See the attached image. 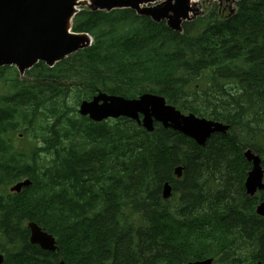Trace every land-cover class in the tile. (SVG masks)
Returning <instances> with one entry per match:
<instances>
[{
    "label": "trees",
    "instance_id": "16d2710c",
    "mask_svg": "<svg viewBox=\"0 0 264 264\" xmlns=\"http://www.w3.org/2000/svg\"><path fill=\"white\" fill-rule=\"evenodd\" d=\"M235 8L225 18L212 8L182 33L130 10H83L71 29L90 47L22 79L0 68L3 264H264L259 199L242 184L246 147L264 163V0ZM97 92L151 93L231 132L200 148L171 130L78 117L76 105ZM24 179L29 188L8 191ZM29 222L56 238L58 254L29 244Z\"/></svg>",
    "mask_w": 264,
    "mask_h": 264
},
{
    "label": "water",
    "instance_id": "95a60500",
    "mask_svg": "<svg viewBox=\"0 0 264 264\" xmlns=\"http://www.w3.org/2000/svg\"><path fill=\"white\" fill-rule=\"evenodd\" d=\"M76 0H0V67L16 65L20 74L31 68L38 61L52 65L67 55L83 48L85 39L82 35L69 34L70 20L74 14ZM161 3L153 8L140 9L141 5ZM227 1V0H219ZM191 0H95L93 9L113 10L131 9L154 22L166 21L167 26L180 32L181 24L189 21L192 12ZM79 114L88 116L94 122L120 117L136 120L144 129L151 132L153 122L172 128L194 139L198 145H204L206 139L215 132L224 133L226 126L196 119L193 115L183 116L174 108L166 105L163 98L143 95L136 100L98 94L89 102L80 105ZM139 115L142 116L140 121ZM245 158L253 168L245 182L248 195L253 196L257 189H264L263 171L260 158L251 151ZM180 169L175 173L179 176ZM28 181L19 183L11 189L19 193L21 188L29 186ZM171 188L166 184L163 198H168ZM257 214L264 217V201L257 208ZM29 241L43 250L54 251L51 236L43 233L35 224L28 225ZM3 259L0 256V264ZM60 264H64L61 262ZM196 264H209L196 263Z\"/></svg>",
    "mask_w": 264,
    "mask_h": 264
},
{
    "label": "rangeland",
    "instance_id": "374dc122",
    "mask_svg": "<svg viewBox=\"0 0 264 264\" xmlns=\"http://www.w3.org/2000/svg\"><path fill=\"white\" fill-rule=\"evenodd\" d=\"M92 0H84L83 3L77 5V10L89 9ZM214 4L217 5L218 13L221 18L229 16L235 11V6L233 0L229 2H220L219 0H194L191 4L192 12L190 13V18L195 19L197 17L207 14ZM76 100H72L68 103L70 106H73Z\"/></svg>",
    "mask_w": 264,
    "mask_h": 264
},
{
    "label": "bare ground",
    "instance_id": "6f19581e",
    "mask_svg": "<svg viewBox=\"0 0 264 264\" xmlns=\"http://www.w3.org/2000/svg\"><path fill=\"white\" fill-rule=\"evenodd\" d=\"M83 1L84 0H76L75 1V5H78V4H80V3H83ZM194 1L193 0H191V3H193ZM254 82V81H253ZM142 148V147H141Z\"/></svg>",
    "mask_w": 264,
    "mask_h": 264
}]
</instances>
